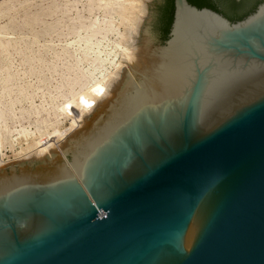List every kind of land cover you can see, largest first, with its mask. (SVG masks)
Returning a JSON list of instances; mask_svg holds the SVG:
<instances>
[{
	"label": "water",
	"instance_id": "95a60500",
	"mask_svg": "<svg viewBox=\"0 0 264 264\" xmlns=\"http://www.w3.org/2000/svg\"><path fill=\"white\" fill-rule=\"evenodd\" d=\"M81 127L0 167V264H264V0H172Z\"/></svg>",
	"mask_w": 264,
	"mask_h": 264
},
{
	"label": "bare ground",
	"instance_id": "6f19581e",
	"mask_svg": "<svg viewBox=\"0 0 264 264\" xmlns=\"http://www.w3.org/2000/svg\"><path fill=\"white\" fill-rule=\"evenodd\" d=\"M111 1L112 5L103 0H88L89 14L94 9H103L104 14H108L110 18L104 15L101 22L96 19L97 22L89 21L87 25L77 21V24L67 29L65 40L62 42L57 39V44L51 39L39 44L38 38H33L34 35L28 42L23 37H14L12 31L9 32L11 28L8 30L5 27L6 24L0 26V59L4 62L0 66V146L5 148L8 145L14 152L12 141L24 145L20 146L11 161L42 157L50 148L58 147L71 130L81 127L84 117L94 109L98 100L110 93L122 74L123 68L116 61V55H122L123 60L126 58L125 64L129 63L148 35L146 27L142 35L135 37L132 34L133 31L136 32L139 16L133 17L131 21L129 14L132 11L129 12V9H134L133 3L141 0ZM0 14H3L1 8ZM112 15L117 16L118 23L113 20ZM129 22L132 31L127 25ZM121 25L129 28H124L125 32L121 33ZM111 35H115L116 39H111ZM34 45L36 49L33 48ZM84 62H88L86 68L83 66ZM103 69L104 72H101ZM45 72L49 73L50 78L58 76L54 78V85L50 83L49 76H45ZM66 94L70 98L67 99ZM92 94L96 95L94 99ZM59 98L65 99L66 104H58ZM36 100L39 101L38 104ZM25 115L34 117L27 126L22 123ZM50 117H54L55 121L48 122ZM62 119L68 122V127L63 126ZM12 131L16 132L17 137L13 138ZM11 161H4V155L0 152V167Z\"/></svg>",
	"mask_w": 264,
	"mask_h": 264
},
{
	"label": "rangeland",
	"instance_id": "374dc122",
	"mask_svg": "<svg viewBox=\"0 0 264 264\" xmlns=\"http://www.w3.org/2000/svg\"><path fill=\"white\" fill-rule=\"evenodd\" d=\"M103 1H105L109 5H112L111 0H109V1L103 0ZM8 2H9V4H8ZM87 2H88V0H81V1L80 0H78V1L77 0H73V1L72 0H69V1L68 0H14V1L13 0L12 1L11 0H0V8L3 10V14H0V26L2 27V25L4 26L6 24L5 27L6 28L8 27V30L11 28L9 30V32L12 31L14 37H16V38L23 37L28 42H30L34 37H37L39 40V44H43L42 41H45V43H47L50 39L54 41V44H57V42H58L57 39L62 40V42H63V40H65V38L67 37L66 36L67 29L69 27H71L72 25L77 24V21H82V22H84L85 25H87L89 21H92V22L94 21V23H95L98 20L99 22H101L104 15H106L107 18H110L108 16V14H104L103 9H96V11L94 9L90 12L92 15L89 14L90 8H89ZM166 2H167V0H141V1L133 3L135 5L134 9L136 12L134 11V9L131 10V8H130L129 12L132 11V13L130 12L129 17L131 16V21H132L134 19L133 17H135L137 15L139 16V19L136 21L137 22V28L135 30L136 32H134V31L132 32L133 36L138 37V36L142 35L143 30L146 27L147 31L150 32V34L152 35L153 38H160V39L166 38L167 33H165L164 26H163L164 20L162 18V14L164 11V5L166 4ZM52 4H54V5H52ZM69 4H70V6H69ZM73 4H74V6H73ZM3 7H5V8H3ZM60 7H61V9H60ZM66 7H68V8H66ZM55 8L59 9L60 11L59 10L56 11ZM139 10L141 12H139ZM230 10L233 11L232 8H230ZM10 12H11V14H10ZM72 12H73V14H72ZM82 14H84V15H82ZM5 15H6V17H5ZM80 17H81V19H80ZM59 18H60V20H59ZM112 18H113V20H115L116 23L119 22L116 15H112ZM59 21H61V22H59ZM85 21H87V22H85ZM3 22H5V23H3ZM68 22H69V25H68ZM14 23H16V24L14 25ZM55 23H56V25H55ZM61 24H62V26H61ZM65 25H67V26L65 27ZM127 25H129V27H130V22ZM21 27H22V29H21ZM51 27H52V29H49ZM129 27L126 25H125V27H124V25H121L119 28V31L121 33H123V32H125L124 28L128 29ZM51 30H52V32H51ZM61 30H63V31H61ZM18 31H19V33H18ZM126 31H128V30H126ZM130 31H132V28L130 29ZM15 33H17V34H15ZM48 33H49V35H48ZM42 34H43V37H42ZM17 36H19V37H17ZM32 36H33V38H32ZM111 36H110V38H111ZM40 38L43 40H41ZM111 39H116V36L113 35ZM40 42H42V43H40ZM33 48L36 49V45H34ZM122 57H123L122 55H119V54L116 55V61L120 62V65H119L120 68H123L125 65V59L126 58H124V60H123ZM3 63L4 62L2 61V59H0V66H2ZM87 63L88 62L83 63L84 68H86L88 66ZM101 72H104V69L101 70ZM45 76H49V73L45 72ZM57 77H58L57 75H53V78H50V76H49V78L48 77H46V78H48L50 83L52 85H54L55 84L54 78H57ZM77 89H78V87H77ZM66 96H67V99L70 98L69 94H66ZM95 96L96 95L92 94L93 99L95 98ZM93 99H91V100H93ZM63 100H64V102H63ZM57 102H58V104H63V105L66 104L65 103L66 100L61 99V98H59ZM36 103L38 104L39 101L36 100ZM31 117H29V116L27 117V115H25L24 119H22V123H24V125L27 126L30 122H32V120H34V117H32L33 119ZM52 121L53 122L55 121L54 117H50V121H48V122H52ZM62 122H63L62 123L63 126H65V125H66L65 127L69 126L68 122L65 119H62ZM17 129H19V127H17ZM12 136H13V138L17 137L16 132L12 131ZM12 143H13L14 149H15L14 152L11 150L10 146H8V145H6L5 148L3 147V145L0 146V152L4 155V161L13 160L16 152H18V150L20 149V146H24V145H21V142H19V144H20L19 145L18 141H14V142L12 141Z\"/></svg>",
	"mask_w": 264,
	"mask_h": 264
},
{
	"label": "trees",
	"instance_id": "16d2710c",
	"mask_svg": "<svg viewBox=\"0 0 264 264\" xmlns=\"http://www.w3.org/2000/svg\"><path fill=\"white\" fill-rule=\"evenodd\" d=\"M197 6H209L218 11L223 12L231 19L241 18L247 12L255 7V4L260 0H189ZM233 9V11L230 10ZM173 3L172 0H167L164 5L162 18L164 20L165 33L168 31V26L172 18Z\"/></svg>",
	"mask_w": 264,
	"mask_h": 264
}]
</instances>
